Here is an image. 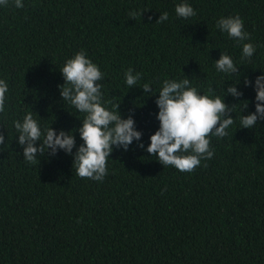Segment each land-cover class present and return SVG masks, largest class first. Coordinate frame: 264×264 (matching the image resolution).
Instances as JSON below:
<instances>
[{
	"label": "trees",
	"instance_id": "trees-1",
	"mask_svg": "<svg viewBox=\"0 0 264 264\" xmlns=\"http://www.w3.org/2000/svg\"><path fill=\"white\" fill-rule=\"evenodd\" d=\"M22 3L0 5V79L8 85L0 113V264H264V120L240 128L241 115L255 112L256 92L244 81L264 75V0ZM179 3L196 15L178 17ZM164 12L168 20L155 23ZM236 15L251 35L244 42L256 48L250 59L216 27ZM81 50L104 73V106L120 104L122 118L134 113L143 133L144 149L136 141L128 151L113 146L102 181L76 175L63 150L26 162L13 125L31 112L42 131H73L77 147L83 143L75 130L84 114L59 91L60 69ZM221 52L237 75L216 70ZM129 68L141 74L132 88ZM185 78L200 94L223 98L230 84L243 93L224 96L234 123L225 137H210L213 157L189 173L146 151L159 128L163 81Z\"/></svg>",
	"mask_w": 264,
	"mask_h": 264
},
{
	"label": "clouds",
	"instance_id": "clouds-1",
	"mask_svg": "<svg viewBox=\"0 0 264 264\" xmlns=\"http://www.w3.org/2000/svg\"><path fill=\"white\" fill-rule=\"evenodd\" d=\"M8 3L9 0H0V5L7 6ZM14 6L24 7L22 0H14ZM175 13L184 19L196 15V11L188 3L177 4ZM136 15V12L129 13L133 19ZM168 18L167 12L161 13L155 23H163ZM216 27L230 38L241 42L242 60L253 56L256 48L252 43L244 42L250 40L251 35L244 30V22L239 15L221 17L216 21ZM214 64L218 72L232 75L239 73V67L226 53L221 52ZM60 72L65 81L59 86L62 100L84 114L82 126L75 130L83 143L77 147L73 131L59 130L57 133L52 127L42 131L31 112L22 121H13L18 133L17 143L23 150L26 162L36 164L38 157L46 153L49 157H55L59 150H63L73 156L72 167L76 175L102 181L108 174L107 161L113 152V146L128 151L129 145L136 141L137 147L144 149L141 142L143 133L136 129L134 113L130 112L127 118H122L120 104L112 105L111 110L104 106L101 91L103 85L100 83L104 79V73L87 57L84 50L67 59ZM124 75L129 88L137 85L141 78V74H133L131 68ZM244 84L246 87L253 86L256 92L255 112L241 115L240 128L252 129L258 121L264 120V75L257 76L254 84L245 79ZM142 90L144 93L152 92L149 83H145ZM7 92V83L0 79V113L5 112ZM229 94L234 98L243 95L236 84L227 87L225 95ZM224 96L221 98L200 94L188 78L179 81L164 80L155 100L159 109L156 115L159 128L149 137L147 153L155 156L163 166H172L183 173L192 172L201 165L202 160L211 159L214 151L210 148V137H225L228 134L226 130L234 123L231 116L234 105L226 104ZM247 107L248 102L244 104V109ZM4 144L5 136L0 133V145Z\"/></svg>",
	"mask_w": 264,
	"mask_h": 264
}]
</instances>
